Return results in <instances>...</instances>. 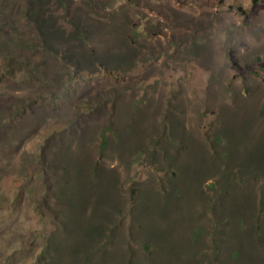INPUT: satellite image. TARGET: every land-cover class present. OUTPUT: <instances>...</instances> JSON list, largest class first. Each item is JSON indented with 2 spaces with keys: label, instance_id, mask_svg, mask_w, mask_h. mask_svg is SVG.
Returning a JSON list of instances; mask_svg holds the SVG:
<instances>
[{
  "label": "rangeland",
  "instance_id": "obj_1",
  "mask_svg": "<svg viewBox=\"0 0 264 264\" xmlns=\"http://www.w3.org/2000/svg\"><path fill=\"white\" fill-rule=\"evenodd\" d=\"M0 264H264V0H0Z\"/></svg>",
  "mask_w": 264,
  "mask_h": 264
}]
</instances>
